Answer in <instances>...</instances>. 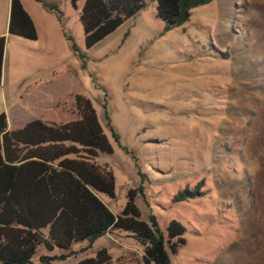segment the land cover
<instances>
[{"label": "rangeland", "instance_id": "374dc122", "mask_svg": "<svg viewBox=\"0 0 264 264\" xmlns=\"http://www.w3.org/2000/svg\"><path fill=\"white\" fill-rule=\"evenodd\" d=\"M9 0H0V25ZM62 13L26 0L40 38L9 45L5 89L9 102L31 81L65 66L58 81L31 93L25 104L43 119L68 121L73 94H87L114 147L102 153L116 178V195L99 193L119 214L129 190L145 175L136 203L142 218L157 216L163 230L177 219L186 244L172 264H264V0H213L190 19L166 29L156 1L86 48L79 18L83 0H54ZM64 31L85 53L71 48ZM107 94V97H106ZM125 152L106 125L104 102ZM55 107L62 109L58 111ZM185 188L199 190L176 200ZM53 264H77L106 247L116 264H130L143 246L112 228L93 246ZM39 245L29 264L59 255Z\"/></svg>", "mask_w": 264, "mask_h": 264}, {"label": "trees", "instance_id": "16d2710c", "mask_svg": "<svg viewBox=\"0 0 264 264\" xmlns=\"http://www.w3.org/2000/svg\"><path fill=\"white\" fill-rule=\"evenodd\" d=\"M42 6L62 13L54 0H36ZM79 0H71L77 6ZM157 15L167 22L166 29L187 22L192 11L213 0H155ZM145 0H83L79 18L84 30L86 48L115 31L135 15ZM8 32L30 40L38 39V30L22 0H11ZM71 48L84 59L72 35L64 31ZM6 35L0 36V82L3 76ZM67 73L60 66L32 82L24 94L52 84ZM107 97V94H106ZM58 111L62 109L55 107ZM106 125L114 140L127 153L132 151L120 141L104 102ZM67 112V111H63ZM65 122L39 117L19 125H9L7 113H0V264H29L39 245L48 250L59 248V255H42L39 264H53L76 254L72 246L86 243L79 251L112 228L129 232L143 246V253L130 264H172V253L186 244L185 225L169 221L166 230L157 216L148 219L136 203L144 196L145 175L129 190V199L115 214L99 193L116 195V178L107 163H100L102 153L112 154L113 144L100 121L91 98L84 92L73 94V111ZM199 190L185 188L175 199L193 197ZM77 264H116L106 247Z\"/></svg>", "mask_w": 264, "mask_h": 264}, {"label": "crops", "instance_id": "0c3cea01", "mask_svg": "<svg viewBox=\"0 0 264 264\" xmlns=\"http://www.w3.org/2000/svg\"><path fill=\"white\" fill-rule=\"evenodd\" d=\"M22 3L35 22V25H36L37 30H38V39L37 40H39L40 28L37 24V21L33 17V15L31 14V12L29 11V8L26 4V0H22ZM10 11H11V0H9L7 3L4 19H2L1 25H0V36L1 35L7 36L6 46H5V51H4L3 76H2V81L0 82V113L4 112V111L7 113L9 125L12 126V125L24 124V123H27V122L36 118V116L34 114H32V112L30 111V110H32V107L25 104L26 103L25 99L28 96H30L31 93H34L35 91H38V90L24 94V91L26 90V88L32 82L37 80V79H35V80L31 81L30 83H28V85L18 94V98H16V100H14L11 103L8 100V97L6 94V89H5V83H4V80H5V68H4L5 67V55L8 52V46L9 45L11 46V44L15 46V45H18L20 43L29 44L30 41H37V40H30V39H27V38H24L22 36H18L15 34H10L8 32L9 20H10Z\"/></svg>", "mask_w": 264, "mask_h": 264}]
</instances>
